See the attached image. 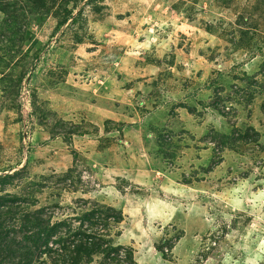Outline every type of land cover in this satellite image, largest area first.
<instances>
[{"label": "rangeland", "instance_id": "obj_1", "mask_svg": "<svg viewBox=\"0 0 264 264\" xmlns=\"http://www.w3.org/2000/svg\"><path fill=\"white\" fill-rule=\"evenodd\" d=\"M0 264H264V0H0Z\"/></svg>", "mask_w": 264, "mask_h": 264}]
</instances>
